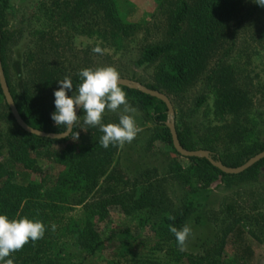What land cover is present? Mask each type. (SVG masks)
<instances>
[{"label": "trees", "instance_id": "trees-1", "mask_svg": "<svg viewBox=\"0 0 264 264\" xmlns=\"http://www.w3.org/2000/svg\"><path fill=\"white\" fill-rule=\"evenodd\" d=\"M50 1L46 12L48 19L63 25L76 24L79 18L84 19L86 15L98 16L106 36L104 40L113 44L112 46H119L122 41L133 38L143 26L127 20L118 0ZM6 3L7 0H0L1 65L17 112L22 121L33 130L46 134L64 133L65 126L56 125L51 119L55 110L54 103L49 104L36 92H19L8 78L4 52L9 39L2 20ZM158 9L165 13L167 32L163 41L147 44L140 51L136 64L139 67L155 66L153 83L144 86L166 95L177 94L202 75H206L215 93L214 115L222 121L227 117L231 120L210 129L213 137L208 139L202 150L208 151L212 159L227 167L237 168L243 165L246 160L264 151V141L258 142V137L254 135V127L247 117V111L251 107L249 91L236 81L233 67L225 59L228 51L223 46L228 38L229 25L234 19L236 21L238 15L243 12L247 15L258 12L264 14V7L258 5V0H161ZM259 29L260 39L264 41V21ZM45 39L52 44V39L46 35ZM234 44L235 36L231 32L230 46ZM214 59L216 63L209 70ZM41 71L45 76L32 81L33 89L38 87L37 80L47 86H53L56 82V72H51L46 67ZM79 73L65 76L71 78L74 94L81 83ZM120 87L126 93L128 103H133L138 110L151 112V121L161 127V140L178 155L166 126L169 118L165 104L137 90ZM206 99V96L199 97L196 105L200 106ZM83 111L80 109L78 117ZM105 112L102 124L119 123V116ZM176 133L181 146L191 150L192 146L185 137L177 130ZM102 135L99 126L90 127L79 119L70 134L63 139L27 133L16 125L0 87V214H5L10 219L27 217L39 220L46 229L42 239L29 241L21 250L11 254L15 264H83L86 259L111 244L118 251L131 247L132 241L137 239V232L148 224L156 225L158 235L176 248L181 246L170 229L175 227L180 230L185 225L189 226L191 234L183 247L193 245L192 253L178 252L175 259L188 258L189 264H216L222 254L225 237H218L205 217L194 213L196 208L192 202L183 209L161 216L157 221L151 217L154 201L148 196V189L133 188L124 195L113 193L110 201L86 206L88 198L104 181L113 183L117 180L112 165L121 144L110 145L105 149L100 145ZM222 145L229 149L236 147L237 151L221 156L215 148ZM126 154L123 153L124 156ZM40 159L47 163L45 169L40 167ZM186 159L193 166L203 163L220 177L228 178L244 176L264 165L262 159L238 175H228L214 168L206 159ZM124 167L123 171H129ZM145 171L146 169L143 173H147ZM137 173L138 171L135 172L136 177L140 178ZM35 174L38 177L33 178ZM113 204L119 205L126 215L144 213L147 216L139 219L134 227L113 230L108 238L101 240L93 221L102 218L101 213L106 211L108 205ZM81 206L87 210L83 219L77 221L66 217L70 210ZM242 233L241 230L233 231L232 228L229 238L231 236L232 244L236 246L234 257L240 261H249L253 252Z\"/></svg>", "mask_w": 264, "mask_h": 264}, {"label": "rangeland", "instance_id": "rangeland-1", "mask_svg": "<svg viewBox=\"0 0 264 264\" xmlns=\"http://www.w3.org/2000/svg\"><path fill=\"white\" fill-rule=\"evenodd\" d=\"M50 2L7 0L3 7V29L7 31L9 39L4 52L5 65L11 84L19 92H36L53 104V93L59 90L57 82L63 77L83 69L95 70L108 66L114 67L120 78L133 79L142 85L153 83L155 66L139 67L136 61L143 46L158 43L166 37V16L158 9L161 0H118L127 20L143 25L136 36L122 41L119 46H112L104 40L106 36L98 16L86 15L73 25L49 20L46 12ZM234 20L229 25L228 38L223 46L228 51L225 59L233 67L236 81L249 91L251 107L247 117L258 142H263L264 41L260 39L259 28L263 24L264 14L247 15L243 12ZM231 32L235 36L232 47ZM45 35L52 39V44L44 40ZM214 63L216 59L210 63L209 70ZM45 67L56 72L55 84L47 86L37 80L38 87L33 89L32 81L45 76L41 71ZM166 96L174 111L175 129L192 146L190 151L202 150L208 139L213 137L210 129L231 120L227 117L222 121L214 115L215 93L206 75L186 86L182 92ZM202 96L207 99L197 106L196 101ZM128 104L135 109L134 112L125 113L124 106L106 112L119 117L132 115L139 131L131 142L121 144L114 158L112 168L117 180L113 183L104 181L88 198L86 206L110 201L113 193L124 195L133 188L148 189V196L154 201L151 217L157 221L161 216L183 209L192 202L196 208L194 213L202 214L218 237H225L222 254L216 264H264V165L244 176L233 178L220 177L203 163L193 166L188 159L174 154L173 149L161 140V127L151 121V112L138 110L131 102ZM84 115L83 111L79 116L81 123ZM215 150L221 156L237 151L236 147L229 149L223 145ZM124 152L127 153L125 156ZM39 165L43 169L47 167L43 159H40ZM124 166L129 171H123ZM144 169L147 173H143ZM137 171L140 178L136 177ZM36 177L37 174L33 175V178ZM104 212L101 213L102 218L93 221L101 240L108 238L113 230L134 227L139 219L147 216L144 213L126 215L116 204L108 205ZM86 213L84 207H75L66 217L80 221ZM232 228L233 231L243 232L242 237L253 252L251 260L240 261L234 257L236 246L232 244L231 236L229 238ZM158 233L156 225L148 224L137 232V239L132 241L131 247L118 251L111 244L83 264L190 263L184 257L176 260L175 255L178 252L192 253L193 245L189 248L173 247Z\"/></svg>", "mask_w": 264, "mask_h": 264}, {"label": "clouds", "instance_id": "clouds-1", "mask_svg": "<svg viewBox=\"0 0 264 264\" xmlns=\"http://www.w3.org/2000/svg\"><path fill=\"white\" fill-rule=\"evenodd\" d=\"M258 5L264 7V0H258ZM96 51L99 52L100 49ZM79 77L81 83L75 94L70 77L57 82L59 90L53 93L55 110L51 114V119L56 125L65 126L66 131L61 135L70 134L72 127L79 119L76 111L83 109L85 113L83 123L90 127L99 126L103 133L100 137V145L103 148L131 142L139 131L132 115H121L118 124L101 123L106 108L116 111L123 105L125 113L135 111L128 104L126 93L120 87L119 72L111 66L95 70L88 68L81 70ZM68 93L72 94L68 95ZM52 227L54 229L55 225ZM45 230L42 221L27 217L10 219L7 215L0 214V264H15L11 254L21 250L29 241L35 242L42 239ZM170 231L181 247L191 234V228L187 225L180 230L172 227Z\"/></svg>", "mask_w": 264, "mask_h": 264}, {"label": "water", "instance_id": "water-1", "mask_svg": "<svg viewBox=\"0 0 264 264\" xmlns=\"http://www.w3.org/2000/svg\"><path fill=\"white\" fill-rule=\"evenodd\" d=\"M120 86L122 87H126L132 90H137L143 94L149 95L151 97H154L158 100H160L162 103L165 104L166 108H167V114H168V118L169 120L166 122V126L169 129L170 135H171V140H172V146L174 148V150L176 151V153L178 155H180L183 158H200V159H206L214 168L220 170L222 173L224 174H228V175H238L246 170H248L250 167H252L254 164L258 163L260 160L264 159V151L255 155L254 157L250 158L248 161H246L243 165L237 167V168H231V167H227L225 165L222 164V162L220 161H215L214 159H212L210 153L206 150H195V151H190V150H186L184 149L177 137V133H176V129H175V125H174V111L172 108V105L170 103L169 98L159 92V91H154L151 89H148L147 87H145L144 85L136 82V81H132L126 78H120ZM0 87L5 99V102L15 120V123L18 127H20L23 131L30 133V134H34L40 137H47V138H51V139H63L66 136H62L61 134H46V133H42L36 130H33L31 128H29L20 118L17 109L15 107L14 101L10 95L5 77H4V73H3V69H2V65H1V55H0ZM80 112V109H78L76 111V114L78 116ZM72 130V129H71Z\"/></svg>", "mask_w": 264, "mask_h": 264}]
</instances>
